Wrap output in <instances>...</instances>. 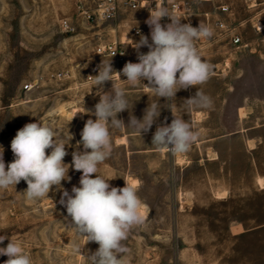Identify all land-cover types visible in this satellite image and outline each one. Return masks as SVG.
<instances>
[{"label":"rangeland","instance_id":"obj_1","mask_svg":"<svg viewBox=\"0 0 264 264\" xmlns=\"http://www.w3.org/2000/svg\"><path fill=\"white\" fill-rule=\"evenodd\" d=\"M167 1L179 3L174 14L182 23L198 27L201 22L213 29L211 38L196 41L201 57L213 66L208 81L197 87L213 104L189 107L185 100L197 91L190 86L178 91L171 104L160 99V116L147 133L110 129L112 154L97 174L119 188L135 180L133 187L146 213L144 223L123 241L129 249L123 264H264V185L261 188L256 179L264 180V0ZM79 4L87 8L90 0H0V146L6 165L14 159L10 144L17 131L37 120L50 125L58 140L70 142L64 162L71 164L72 152L83 151L77 142L86 120L95 117L81 113L80 119H73L63 111H94L99 96L87 77L98 74L95 69L102 60H111L94 57L95 46L122 35L137 42L144 35L151 42L148 16L135 14L132 25L142 31L136 37L125 21L118 26L86 22L77 16ZM61 20L71 22L74 31L63 32ZM257 22L262 28L254 27ZM233 35L239 38L236 44ZM127 46L122 67L111 61L116 71L129 61L138 62L137 50ZM148 50L145 46L139 51ZM120 78L114 77V83L126 89L129 112L142 119L148 104L159 102V97ZM28 84L32 89L25 91ZM111 89L112 82H106L104 91ZM239 108L246 110L245 118H238ZM129 112L118 114L125 124ZM194 113L201 114L200 122L194 121ZM173 114L198 133L191 149L178 153L184 159L181 163H176V153L151 143L157 126L170 124ZM117 137L125 143L117 144ZM68 175L70 181H62V186L71 194L72 187L79 186L81 172L70 168ZM26 188L22 180L0 189V235L20 242L33 264H88L85 254L99 245L85 244L67 225L71 218L59 203L62 192L53 186L49 197L30 201L22 193ZM217 191L226 192L225 199L214 196ZM237 227L240 230L232 232ZM76 246L82 255L74 251ZM7 259L0 256V264Z\"/></svg>","mask_w":264,"mask_h":264},{"label":"clouds","instance_id":"obj_2","mask_svg":"<svg viewBox=\"0 0 264 264\" xmlns=\"http://www.w3.org/2000/svg\"><path fill=\"white\" fill-rule=\"evenodd\" d=\"M150 3L151 0H147L144 7ZM155 4V9L149 7L146 20L151 29V42L144 35L138 42L128 39V46L137 50L138 62L129 61L122 70L116 71L112 59L102 60L98 74L87 77L96 89L99 101L94 111L85 108L80 112L95 119L86 120L77 142V149L82 146L83 151L72 152L71 164L64 162L68 155L65 146L70 142L66 144L58 140L56 131L39 120L26 123L17 131L10 144L14 159L7 165L3 158L4 149L0 146V189L16 186L23 180L27 188L22 193L30 201L49 197L53 186L61 191L59 203L71 218L67 225L85 239V244L95 242L99 245L95 252L85 254L88 264H123V254L129 251L123 241L145 219V206L137 188L126 182L122 188L114 187L109 183L112 179L97 174L99 167L112 154L110 129L132 128L140 134L147 133L160 116V99L171 104L178 91L190 86L196 87L197 91L195 96L185 100L189 107L211 108L213 104L212 99L197 87L208 81L213 66L201 57L196 46V41L211 38L213 29L201 22L198 27L182 23V18L170 12L166 0H155ZM165 17L170 23H161ZM145 46L148 52H140ZM121 76L126 79L122 80ZM114 77H119L130 87L143 85L147 93L159 97V102L148 104L143 118L137 119L132 111L129 112L126 89L116 86ZM109 81L112 89L105 92V83ZM126 110L129 112L127 124L118 118V114ZM173 117L170 124L157 126L151 143L159 149L186 153L197 141L198 133L182 117L174 114ZM69 135L72 140L70 132ZM49 149L50 153L46 151ZM70 168L81 172L79 186H73L71 194L62 186V181L71 179L68 175ZM5 240L9 241L7 245L0 247V256L8 257L4 264H33L20 242L8 235H0V244ZM81 249L76 246L74 251L81 254Z\"/></svg>","mask_w":264,"mask_h":264},{"label":"built area","instance_id":"obj_3","mask_svg":"<svg viewBox=\"0 0 264 264\" xmlns=\"http://www.w3.org/2000/svg\"><path fill=\"white\" fill-rule=\"evenodd\" d=\"M206 2L204 0H200ZM147 3V0H90V4L85 8L82 4L77 6V16H81L86 20V22H91L94 26L111 24L112 22L116 23L118 26L121 22L125 21V26L129 27L132 36H140L141 30L138 26L132 25L135 23V14H142L149 17V7L151 5L144 7ZM186 2H182V7L186 10ZM166 6L170 12L175 13L179 8V3H170L166 0ZM219 11L225 12V7L218 8ZM162 24L170 23V19L165 17L161 21ZM193 26V22H189ZM60 28L63 32L69 33L73 32L75 27L71 22L67 20L60 21ZM221 26V25H220ZM222 27V26H221ZM233 44L239 42V38L236 35L231 37ZM107 56L114 61L117 66H123L125 61V51L124 44L117 40L112 43L98 44L94 48L93 56ZM95 72L98 73V69H95ZM25 91H30L32 86L30 84L23 86Z\"/></svg>","mask_w":264,"mask_h":264},{"label":"bare ground","instance_id":"obj_4","mask_svg":"<svg viewBox=\"0 0 264 264\" xmlns=\"http://www.w3.org/2000/svg\"><path fill=\"white\" fill-rule=\"evenodd\" d=\"M204 1H210V0H204ZM251 3H252V1H251ZM150 5H151V7H152V9H155V6H156V4H155V0H151V3H150ZM249 5V4H248ZM251 6L253 7V6H255L253 3L251 4ZM255 26L254 27H256V28H260L261 27V23H253ZM262 28V27H261ZM128 39H130L131 40V37L130 36H128V35H122L121 36V38L119 39L120 40V42L122 43V44H128L129 43V41H128ZM132 47V46H131ZM226 62V61H225ZM224 62V63H225ZM225 65V64H224ZM228 68V64L226 63V65L225 66H222L221 67V71L223 72V73H225V70ZM222 74V73H221ZM81 111H80V109L79 108H72V109H70V111H68L67 110V112L66 111H63V114H65L67 117H71V118H73V119H80V117H81V113H80ZM247 112H249V111H247ZM64 115V116H65ZM245 116H247L246 115V110L244 109V108H239L238 109V118H240V119H242V118H245ZM193 119H194V121L195 122H200L201 121V114L200 113H194L193 114ZM116 139V138H115ZM116 143L117 144H124L125 143V139L123 138V137H120V138H118L117 137V139H116ZM247 144V143H246ZM248 146L249 147H252V143L250 142V141H248ZM247 146V147H248ZM181 154V153H180ZM209 155V154H208ZM213 155V154H212ZM212 155H209V157H211ZM175 159H176V163H181L184 159L178 154V153H176V155H175ZM257 179V184L262 188V186L264 185V180L263 179H261V178H256ZM129 185H131V186H135L136 185V181L135 180H129ZM258 186V187H259ZM214 196H216L217 198H219V199H225V197H226V192H224V191H217L216 193H215V195ZM184 203L183 202H181L180 203V208L181 209H183L184 208ZM146 216V213H145V211H144V217ZM238 230H240V227H237V228H232V232H236V231H238Z\"/></svg>","mask_w":264,"mask_h":264}]
</instances>
